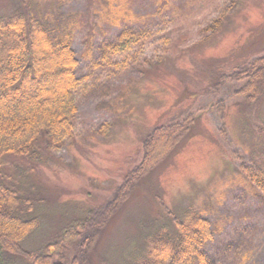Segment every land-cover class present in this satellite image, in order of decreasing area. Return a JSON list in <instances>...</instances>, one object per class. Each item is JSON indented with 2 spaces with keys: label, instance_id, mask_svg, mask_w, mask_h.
<instances>
[{
  "label": "rangeland",
  "instance_id": "1",
  "mask_svg": "<svg viewBox=\"0 0 264 264\" xmlns=\"http://www.w3.org/2000/svg\"><path fill=\"white\" fill-rule=\"evenodd\" d=\"M61 1L66 6L58 11ZM226 2L205 0L191 8L177 25L192 24L177 36L205 24ZM230 4L218 30L204 43L167 42L165 48L157 46L156 58L149 52L146 60L137 57L132 71L94 83L97 73L87 91L77 97L74 131L59 151L40 148L37 165L12 157L3 160L1 174L17 175L15 181L35 193V199H30L44 220L42 228L24 242L26 250L37 251L57 238L85 211L104 213L116 188L139 164L145 135L189 116L193 124L186 137L92 238L87 264H126L140 258L145 238L152 232L151 222L160 218L158 199L167 212L190 207L211 223L212 240L205 250L216 264H264V203L239 170L240 159L251 163L264 158V99L260 104L247 103L239 92L242 83L230 79L237 68L264 53V0ZM22 7L39 18L52 10L64 21L86 10L90 27L95 24L91 0H0V14ZM72 49L80 60L82 45L73 43ZM54 76H44L41 82L48 85ZM13 106H19L17 101L7 103L8 109ZM43 142L40 139L39 145ZM155 144L154 153L165 145L160 139ZM14 165L28 171L15 175ZM247 216L254 223L249 228H245ZM8 223L0 215V227ZM76 256L75 245L64 254L63 264H72ZM187 263L170 258V264ZM12 264L31 263L12 256Z\"/></svg>",
  "mask_w": 264,
  "mask_h": 264
},
{
  "label": "trees",
  "instance_id": "2",
  "mask_svg": "<svg viewBox=\"0 0 264 264\" xmlns=\"http://www.w3.org/2000/svg\"><path fill=\"white\" fill-rule=\"evenodd\" d=\"M64 2L61 1L56 10L66 6ZM204 2L91 0L95 23L92 27L86 10L74 17L69 15L71 19L65 21L57 19L52 10L42 18L24 7L0 14V209L4 210L0 215L9 222L0 227V264H12V256L21 258L24 263L63 264L64 254L75 245L77 256L72 264H87V249L92 238L105 229L138 184L147 181L186 137L193 124L189 116L181 122L153 128L143 138L139 164L116 188L104 213L82 212V218L71 221L63 234L50 242L47 240L37 251L24 248V242L42 228L44 220L37 216L36 203L30 199H35V193L23 187L24 182L15 181L16 174L28 170H20L14 165L16 177L4 176L1 174L3 160L12 157L21 163L37 165L41 162L40 148L59 151L72 137L78 115L77 97L87 91L97 73L98 80L94 83H99L102 77L109 81L123 71H132L130 66L135 64L137 57L146 60L145 54L149 52L156 58L157 46L165 48L167 42L204 43L218 30L233 0L223 3L218 9L220 12L205 24L194 25L195 31L191 28L177 36L184 27L192 24L180 22L182 26H178L177 23L191 13V8ZM73 43L82 45L80 60L72 49ZM263 72L264 53L231 74V80L242 83L239 92L247 103L263 101ZM49 75L54 76L52 81L48 80L50 84L41 82ZM38 89L44 91L37 92ZM13 100L19 106L8 109L7 103ZM40 139L44 141L43 146L39 145ZM159 139L165 145L154 153ZM239 170L249 185L259 192L264 203V158L251 163L240 159ZM157 204L160 218L151 222L152 232L140 249L141 257L127 260L126 264H170L172 256L189 262L187 264H216L205 250L212 240L211 223L190 207L167 212L160 199ZM246 218L245 228L253 226V221ZM245 231L241 230L236 236L238 241ZM235 241H230L226 249Z\"/></svg>",
  "mask_w": 264,
  "mask_h": 264
}]
</instances>
